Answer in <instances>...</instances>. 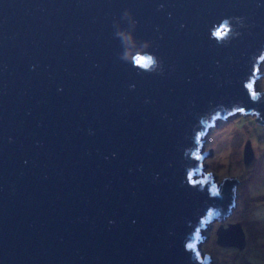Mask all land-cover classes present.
<instances>
[{
	"label": "water",
	"instance_id": "1",
	"mask_svg": "<svg viewBox=\"0 0 264 264\" xmlns=\"http://www.w3.org/2000/svg\"><path fill=\"white\" fill-rule=\"evenodd\" d=\"M263 63L264 0H0V264H212L241 181L204 171L205 138L264 124Z\"/></svg>",
	"mask_w": 264,
	"mask_h": 264
},
{
	"label": "rangeland",
	"instance_id": "2",
	"mask_svg": "<svg viewBox=\"0 0 264 264\" xmlns=\"http://www.w3.org/2000/svg\"><path fill=\"white\" fill-rule=\"evenodd\" d=\"M260 72L264 74V63ZM264 90V76L257 82ZM251 141L255 158L244 161L245 146ZM205 151L212 152L203 162L204 171L212 172L219 182L238 178V207L230 218L214 222L204 231L207 240L202 251L212 256V264H264V124L255 115L235 114L220 120L205 138ZM241 223L247 244L244 249L218 244L221 224Z\"/></svg>",
	"mask_w": 264,
	"mask_h": 264
},
{
	"label": "clouds",
	"instance_id": "3",
	"mask_svg": "<svg viewBox=\"0 0 264 264\" xmlns=\"http://www.w3.org/2000/svg\"><path fill=\"white\" fill-rule=\"evenodd\" d=\"M128 16V13H125V17ZM225 35L227 34L228 29L225 27ZM115 36L120 39L121 44L123 45L124 51L121 53L120 59L128 62L131 61L134 65L139 66L145 70L154 69L157 65V59L152 54H147L141 51V49H146L148 47L147 43L137 46L134 34L132 31L127 29L121 30L117 29ZM143 58L142 63H138L137 59Z\"/></svg>",
	"mask_w": 264,
	"mask_h": 264
},
{
	"label": "snow or ice",
	"instance_id": "4",
	"mask_svg": "<svg viewBox=\"0 0 264 264\" xmlns=\"http://www.w3.org/2000/svg\"><path fill=\"white\" fill-rule=\"evenodd\" d=\"M215 35H216L217 37H222V36H224V35H225V29L223 28V29L218 30V31L215 33ZM137 62H138V63H142V62H143V58H138V59H137ZM188 247H189V248H194L195 245H194V244H189Z\"/></svg>",
	"mask_w": 264,
	"mask_h": 264
}]
</instances>
